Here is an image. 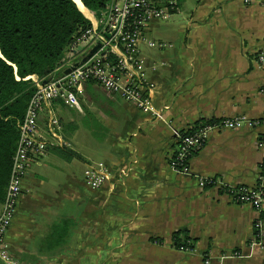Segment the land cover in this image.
Returning <instances> with one entry per match:
<instances>
[{"label": "crops", "instance_id": "1", "mask_svg": "<svg viewBox=\"0 0 264 264\" xmlns=\"http://www.w3.org/2000/svg\"><path fill=\"white\" fill-rule=\"evenodd\" d=\"M152 23L139 47L162 118L95 81L74 88L80 108L55 99L42 109L36 137L47 147L32 157L5 235L21 264H221L235 251L245 256L224 264H264V249L252 245L264 206L198 181L257 185L263 127L212 131L190 174L170 164L176 130L198 119L264 116V0H180L171 19L156 21L157 38ZM150 39L170 46L150 47ZM99 161L112 174L94 189L84 171ZM181 229L195 239L191 249L175 245Z\"/></svg>", "mask_w": 264, "mask_h": 264}, {"label": "built area", "instance_id": "2", "mask_svg": "<svg viewBox=\"0 0 264 264\" xmlns=\"http://www.w3.org/2000/svg\"><path fill=\"white\" fill-rule=\"evenodd\" d=\"M180 10V0H112L109 7L97 15L91 11L92 26L82 32L66 52L59 69L43 83L32 76L37 90L32 96L24 120L19 124L20 138L13 157L11 177L2 209L0 211V264H21L13 256L5 243V235L15 217L17 203L23 191L25 174L31 165L33 155L46 150L47 143L36 137L42 109L55 99H62L71 107L80 108L75 89L87 81H95L107 91L119 95L126 101L136 104L141 110L162 118L163 108L155 105L152 86L148 80L147 64L140 54V42L144 39V30L152 20L168 21ZM150 47L166 48L164 41L148 40ZM96 48L94 51L93 49ZM264 61V52L259 57ZM164 62L155 63L156 69ZM66 69H70L66 73ZM75 88V89H74ZM52 125H58V119H51ZM242 126H262L264 137V116L251 118L247 115L224 116L212 119L191 134L181 135L176 130L175 137L180 138V148L170 158L172 168L180 174L191 173V154L201 148L210 133L219 129H238ZM264 145V139L259 142ZM264 168V166H263ZM87 183L94 189L102 187L111 176V170L103 162L89 164L85 171ZM199 185L216 186L224 189L230 197L240 203H250L255 208L264 206V174L261 181L251 186L226 185L217 178H199ZM253 246L264 249V217L255 221ZM181 249H191L186 245ZM232 256H245L239 251L223 255L221 264ZM209 259L205 260L208 264Z\"/></svg>", "mask_w": 264, "mask_h": 264}, {"label": "trees", "instance_id": "3", "mask_svg": "<svg viewBox=\"0 0 264 264\" xmlns=\"http://www.w3.org/2000/svg\"><path fill=\"white\" fill-rule=\"evenodd\" d=\"M82 2L100 15L112 0ZM91 26L74 0H0V205L11 177L19 124L37 90L32 76L45 80L55 73L76 38ZM211 120L198 119L178 133H195ZM180 146L176 136L172 156ZM173 239L177 247H192L195 241L187 229L175 231Z\"/></svg>", "mask_w": 264, "mask_h": 264}, {"label": "rangeland", "instance_id": "4", "mask_svg": "<svg viewBox=\"0 0 264 264\" xmlns=\"http://www.w3.org/2000/svg\"><path fill=\"white\" fill-rule=\"evenodd\" d=\"M188 1H192V2H195V0H188ZM156 21H164V20H152L148 25H150L152 22H154V23H152V26H154V33H152V34H150L149 36L151 37V38H157L158 37V35H157V32L155 31V27L157 26L156 25ZM81 125L83 124V128H88V127H85L86 125L87 126H92L91 125V122H86V118H84V119H80V122H79ZM85 125V126H84Z\"/></svg>", "mask_w": 264, "mask_h": 264}, {"label": "bare ground", "instance_id": "5", "mask_svg": "<svg viewBox=\"0 0 264 264\" xmlns=\"http://www.w3.org/2000/svg\"><path fill=\"white\" fill-rule=\"evenodd\" d=\"M77 2L78 7L85 13V15L91 17V11L86 8V6L83 4L82 0H75Z\"/></svg>", "mask_w": 264, "mask_h": 264}, {"label": "water", "instance_id": "6", "mask_svg": "<svg viewBox=\"0 0 264 264\" xmlns=\"http://www.w3.org/2000/svg\"><path fill=\"white\" fill-rule=\"evenodd\" d=\"M74 1H75V0H74ZM75 2H76V1H75ZM76 4H77V2H76ZM77 6H78V5H77ZM80 10H81V9H80ZM82 12H83V11H82ZM84 14H85V13H84ZM86 17H89V16L86 15ZM95 49H96V48H94L93 51H94ZM69 71H70V69H66L65 72L68 73ZM49 79H50V77L47 78V79H45V80H43V83H47V82L49 81Z\"/></svg>", "mask_w": 264, "mask_h": 264}]
</instances>
